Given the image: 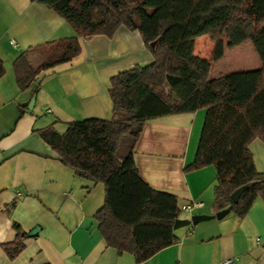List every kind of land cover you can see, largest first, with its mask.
<instances>
[{
  "label": "crops",
  "instance_id": "obj_1",
  "mask_svg": "<svg viewBox=\"0 0 264 264\" xmlns=\"http://www.w3.org/2000/svg\"><path fill=\"white\" fill-rule=\"evenodd\" d=\"M73 34L64 17L39 0H0V264H220L229 257L232 264H264L262 198L256 196L238 217L214 202L212 164L185 169L195 156L203 108L145 120L133 159L148 185L176 196L179 213L193 202L186 213L209 217L172 227L169 233L176 240L141 261L106 244L93 217L103 203V185L74 174L37 129L52 125L62 132L71 120L107 118L112 113L110 76L147 64L152 55L139 32L121 24L112 36H79L76 55L41 70L38 80L20 89L14 58L28 50L29 62L37 65L49 54L44 43ZM248 148L255 168L264 172V143L254 138ZM221 209L224 213L216 217ZM158 230L157 225H138L135 238L144 241ZM18 238L23 247L9 257L3 243Z\"/></svg>",
  "mask_w": 264,
  "mask_h": 264
},
{
  "label": "trees",
  "instance_id": "obj_2",
  "mask_svg": "<svg viewBox=\"0 0 264 264\" xmlns=\"http://www.w3.org/2000/svg\"><path fill=\"white\" fill-rule=\"evenodd\" d=\"M39 1L64 17L74 34L44 43L49 54L37 65L29 62L28 50L14 58L20 89L36 80L41 70L76 55L79 36H112L121 24L137 30L152 55L151 62L110 76V118L71 120L62 132L52 125L37 129L74 174L103 185V203L93 217L107 245L141 261L176 240L169 233L179 217L176 196L148 185L133 159L144 121L156 116L205 109L195 156L185 169L212 164L214 202L238 217L256 196L264 201V172L255 168L248 148L256 137L264 142V0ZM201 35L213 42L209 56L194 54L195 38ZM224 39L227 47L250 40L260 66L210 79L211 62L222 55ZM3 72L0 60V76ZM242 184L247 186L232 201L231 191ZM138 225L163 228L138 242ZM12 226L21 232L17 223ZM22 247L19 238L3 243L9 257Z\"/></svg>",
  "mask_w": 264,
  "mask_h": 264
},
{
  "label": "rangeland",
  "instance_id": "obj_3",
  "mask_svg": "<svg viewBox=\"0 0 264 264\" xmlns=\"http://www.w3.org/2000/svg\"><path fill=\"white\" fill-rule=\"evenodd\" d=\"M212 48H213V42L207 35H201V37H199L198 39H196V41H194V50L201 55L209 56ZM260 64L261 62L259 56L255 51L253 45L251 44L250 40H245L244 42L233 47H227L225 46V39H224L223 53L219 59L213 60L211 62V69L209 72V76L213 78L218 76L219 74L232 72L236 70L255 69L258 68ZM38 78L39 77H37V79ZM111 115L112 113L108 115L107 118H110ZM179 216L187 217L190 216V213H186L182 211L179 213ZM162 228H163L162 226H158L159 229L158 231H160V229Z\"/></svg>",
  "mask_w": 264,
  "mask_h": 264
},
{
  "label": "water",
  "instance_id": "obj_4",
  "mask_svg": "<svg viewBox=\"0 0 264 264\" xmlns=\"http://www.w3.org/2000/svg\"><path fill=\"white\" fill-rule=\"evenodd\" d=\"M153 44V42L151 43V45ZM38 80V79H37ZM34 100V97H31L30 99V103H32ZM247 186V184H242L238 187H236L234 190L231 191L230 193V199L232 201H236L238 199V196L240 194V192ZM225 209H221L220 211H218L217 213H215V216L218 217L220 215H222L224 213ZM209 216L205 215V214H192L190 215L189 217H177L174 219L173 221V224H172V227L173 228H177V227H180V226H184V225H188L189 223L190 224H194V223H197L198 221L200 220H203V219H206L208 218ZM38 229L37 226L33 227L29 232L28 234L29 235H33L34 232Z\"/></svg>",
  "mask_w": 264,
  "mask_h": 264
},
{
  "label": "built area",
  "instance_id": "obj_5",
  "mask_svg": "<svg viewBox=\"0 0 264 264\" xmlns=\"http://www.w3.org/2000/svg\"><path fill=\"white\" fill-rule=\"evenodd\" d=\"M195 205V203H190V204H185V205H183L181 208H180V210L181 211H184V212H186V211H190V209L193 207ZM220 264H232V258H226V259H223L221 262H220Z\"/></svg>",
  "mask_w": 264,
  "mask_h": 264
}]
</instances>
